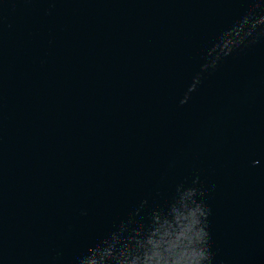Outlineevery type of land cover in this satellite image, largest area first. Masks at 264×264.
I'll return each instance as SVG.
<instances>
[{
	"label": "water",
	"instance_id": "95a60500",
	"mask_svg": "<svg viewBox=\"0 0 264 264\" xmlns=\"http://www.w3.org/2000/svg\"><path fill=\"white\" fill-rule=\"evenodd\" d=\"M0 264H264V0H0Z\"/></svg>",
	"mask_w": 264,
	"mask_h": 264
}]
</instances>
